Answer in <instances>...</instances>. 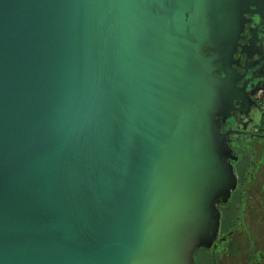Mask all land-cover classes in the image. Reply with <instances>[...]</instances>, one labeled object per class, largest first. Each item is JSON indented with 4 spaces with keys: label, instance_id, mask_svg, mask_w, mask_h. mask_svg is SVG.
Returning <instances> with one entry per match:
<instances>
[{
    "label": "water",
    "instance_id": "water-1",
    "mask_svg": "<svg viewBox=\"0 0 264 264\" xmlns=\"http://www.w3.org/2000/svg\"><path fill=\"white\" fill-rule=\"evenodd\" d=\"M253 19L264 0H0V264H195L235 186L238 46L264 82Z\"/></svg>",
    "mask_w": 264,
    "mask_h": 264
},
{
    "label": "flooded vegetation",
    "instance_id": "flooded-vegetation-1",
    "mask_svg": "<svg viewBox=\"0 0 264 264\" xmlns=\"http://www.w3.org/2000/svg\"><path fill=\"white\" fill-rule=\"evenodd\" d=\"M259 21L253 19L252 23L245 24L238 43L243 45L252 38L254 48L259 46L263 52L264 23ZM249 28L252 33L247 32ZM234 57L238 64L233 66L240 75L237 86L245 82L248 101L243 112L232 110L230 118L221 126L222 131L235 132L227 139L234 156L231 164L235 186L225 201L217 203L216 233L208 246L194 249L195 264H264V91H255L264 82L257 83L251 78L255 67L244 69L250 63L246 54L240 53V46ZM256 72L261 73L263 69Z\"/></svg>",
    "mask_w": 264,
    "mask_h": 264
}]
</instances>
